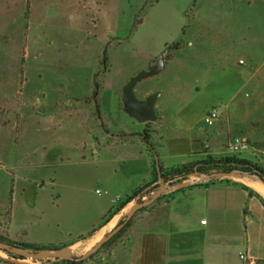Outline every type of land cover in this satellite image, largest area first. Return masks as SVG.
Wrapping results in <instances>:
<instances>
[{
  "label": "rangeland",
  "instance_id": "rangeland-1",
  "mask_svg": "<svg viewBox=\"0 0 264 264\" xmlns=\"http://www.w3.org/2000/svg\"><path fill=\"white\" fill-rule=\"evenodd\" d=\"M174 45L180 49L171 52L173 59L166 69L135 90L138 99L162 93L155 109L164 120L149 123L144 131L152 139V133L163 132L166 142L185 139L191 136L186 121L208 129L204 119L212 109L217 108L221 118L232 103L248 120H253L249 117L255 111L258 120L255 128L236 133L255 137L248 141V151L234 156L264 166V79L258 92L245 82L249 76L242 74L254 62L264 72V0L235 4L228 0H0V238L4 243L60 249L79 238L60 234L52 223L62 215L64 199L73 187L84 188L89 198L96 197V191L104 193L106 186L124 193L122 172L136 168L143 174L148 160L156 167L159 152L147 148L143 138L144 143L123 145L125 136L140 128L124 111L122 90ZM171 124L176 133L165 132ZM157 126L162 131L154 130ZM105 131L118 136L120 144L96 156L94 143L107 138ZM232 140L210 156H233L228 152ZM206 158L180 156L173 164ZM150 192L143 190L135 202L145 200ZM127 212L71 246L73 256L81 257L96 245ZM126 231L86 264L106 262ZM15 257L0 250V264H55Z\"/></svg>",
  "mask_w": 264,
  "mask_h": 264
},
{
  "label": "crops",
  "instance_id": "crops-1",
  "mask_svg": "<svg viewBox=\"0 0 264 264\" xmlns=\"http://www.w3.org/2000/svg\"><path fill=\"white\" fill-rule=\"evenodd\" d=\"M228 1L233 4L244 3V0ZM230 12L229 9L228 13ZM193 45L191 42L190 46ZM260 67L261 65L254 62L248 71L242 73L246 77L249 76L245 82L251 83L258 92L264 79V72ZM239 91H236V94ZM241 112L238 105L230 103L213 127L203 129L186 121L191 136L166 142L163 141V132H154L151 134L153 139L150 137V142H145V146L159 152V162L164 170L176 167L173 160L180 156L208 157L214 150L218 152L221 144L231 139L239 137L249 142L254 140L253 133L249 137L236 135L237 132L255 128V123L258 122L254 120L257 115L255 111L251 112L252 117H249L253 120H248V115ZM163 120L164 118L159 122ZM137 124L140 128L138 132L125 136L123 145H135L142 139V132L144 133V128H147L149 123ZM160 129L162 131V127L157 126L154 130ZM164 129L165 132L178 131L172 124ZM104 133L107 138L102 137L94 143L97 148L94 152L96 156L111 146L120 144L118 136L110 135L107 131ZM109 139L111 143L107 141ZM154 139L155 146L151 144H154ZM141 142L144 143L142 140ZM199 161L204 160L180 165ZM101 163H104L102 159ZM154 165L148 160L143 174L135 167L122 172L119 180H123L122 185L126 188L124 193L106 186L104 193L96 191V197L89 198L84 188L73 187V192H68L70 195L64 199L62 215L55 218L53 225L60 234L69 237H89L94 231H97V234L103 229L100 227L104 217L119 204L116 203L117 198H127L134 190L144 185H156V182H153ZM113 173L117 174L116 171ZM107 179L103 178L104 186ZM240 179L230 183L217 181L215 185L209 186L194 185L164 195L143 213L134 217L126 234L103 264H253L264 261V207L257 197L259 195L264 199V185L261 186L262 183L257 179ZM239 184H244L254 194L250 196L249 191ZM138 198L139 196L136 197ZM132 202H135V199ZM11 216L13 219V215Z\"/></svg>",
  "mask_w": 264,
  "mask_h": 264
},
{
  "label": "water",
  "instance_id": "water-1",
  "mask_svg": "<svg viewBox=\"0 0 264 264\" xmlns=\"http://www.w3.org/2000/svg\"><path fill=\"white\" fill-rule=\"evenodd\" d=\"M172 59L173 56L167 57L166 54L161 55V57L151 62L147 70H144L135 77L131 78L124 86L122 90V105L124 111L138 123H156L163 119L160 113L155 109L156 103L160 99L162 93L157 91L148 95L145 99H138L135 90L141 82L159 76L166 69L167 63ZM155 158L157 181L154 187H147L145 189V192L151 191L149 196H147V198L141 202L137 201L130 203V207L124 219L118 221V224L113 230L104 235V237H102V239L96 243V245L86 251L81 257L75 258L73 256L70 251L71 246L60 249L45 248L40 250H29L0 241V250L7 254L16 256L21 260H32L36 262L54 260L80 263L97 254L103 248V246L110 242L117 234H119L139 212L148 209L161 197L168 193L198 185L200 183H207L215 180H236L242 177L257 179L264 185V182L257 175H253L249 172H244L241 170L224 172L214 169L209 174L195 171L187 176L175 178L171 181H165L162 177L159 158L157 156H155ZM191 178H195L197 181L189 182L188 179Z\"/></svg>",
  "mask_w": 264,
  "mask_h": 264
},
{
  "label": "trees",
  "instance_id": "trees-1",
  "mask_svg": "<svg viewBox=\"0 0 264 264\" xmlns=\"http://www.w3.org/2000/svg\"><path fill=\"white\" fill-rule=\"evenodd\" d=\"M178 49H180V45H174L172 47H169L166 50V53L167 52L169 53L172 51H177ZM142 138L144 141L150 142V134L148 133V131H144V133L142 134ZM160 167H161V165H160ZM194 168H196V170H194ZM214 169L219 170V171H224V172H230L232 170H241L244 172H249L253 175H257L264 182V166L256 164V163L249 161V160H246V159H241V158L234 156V155L233 156H226V157L219 158V159H214L211 156H208L204 161H199V162L192 163V164L180 165V166H176V167H173L171 169H168V170H164L161 167L162 177L165 181H171L175 178L186 176L187 174H191L194 171H198L201 173H207V172L212 171ZM156 181H157V170H156V167H154L153 182H156ZM221 182L230 183L231 181L230 180H221ZM216 183H217V181H211V182L206 183L205 185L199 184V185H195V186L196 187H198V186H209V185H215ZM237 185H238V183H237ZM239 185L242 186L243 189L249 191L250 196H252L254 194L244 184H239ZM148 186L149 185H144L143 187H140V188L134 190L133 193L131 194V196L127 197L124 201H122L121 203L116 205L112 210H110V212L104 217L100 229L107 226L116 216H118L127 206H129V204ZM257 197L260 199V201L264 207V199L259 195H257ZM133 219H132V221H133ZM131 224H132V222L128 223V225L119 234H117L110 242H108L106 245H104L103 248L105 246H108L112 242H114L116 239H118L131 226ZM96 232L97 231H94L91 235H89V237H79L73 243L62 246V248L73 246L76 243L84 241V240L92 237ZM0 241L5 242V241L1 240V238H0ZM11 245H18V244L11 243ZM21 247H23L25 249H29V250H40V247H37L33 244H24V245H21ZM47 249H52V248H47ZM95 255H97V254H95ZM95 255L90 257L88 260H86L84 262H80V263L66 262V261H55V264H86L89 261H91L95 257ZM10 256H13V255L10 254ZM13 257H15V256H13ZM15 258H17V257H15ZM17 259H19V258H17ZM4 263L11 264V263H7V262H4ZM255 264H264V261H257V262H255Z\"/></svg>",
  "mask_w": 264,
  "mask_h": 264
},
{
  "label": "built area",
  "instance_id": "built-area-1",
  "mask_svg": "<svg viewBox=\"0 0 264 264\" xmlns=\"http://www.w3.org/2000/svg\"><path fill=\"white\" fill-rule=\"evenodd\" d=\"M242 64V62H240ZM220 119V113L217 108H213L212 111L205 117L204 123L208 127H213ZM250 149L248 141L243 140L242 138H234L228 145V152L232 155L242 154ZM99 193V191L97 192ZM116 203L118 201L116 200ZM241 259L245 260L244 257Z\"/></svg>",
  "mask_w": 264,
  "mask_h": 264
},
{
  "label": "flooded vegetation",
  "instance_id": "flooded-vegetation-1",
  "mask_svg": "<svg viewBox=\"0 0 264 264\" xmlns=\"http://www.w3.org/2000/svg\"><path fill=\"white\" fill-rule=\"evenodd\" d=\"M165 54H166V55L168 54L167 57L172 56V55H171V52H169V53H168V52H167V53L165 52Z\"/></svg>",
  "mask_w": 264,
  "mask_h": 264
},
{
  "label": "bare ground",
  "instance_id": "bare-ground-1",
  "mask_svg": "<svg viewBox=\"0 0 264 264\" xmlns=\"http://www.w3.org/2000/svg\"><path fill=\"white\" fill-rule=\"evenodd\" d=\"M240 179V178H239ZM241 180V179H240ZM242 181V180H241ZM246 182V181H245ZM261 186H263V184L261 185ZM258 189V188H257Z\"/></svg>",
  "mask_w": 264,
  "mask_h": 264
}]
</instances>
